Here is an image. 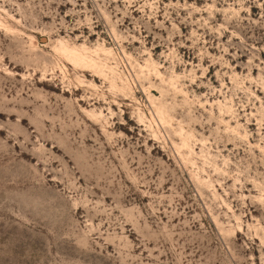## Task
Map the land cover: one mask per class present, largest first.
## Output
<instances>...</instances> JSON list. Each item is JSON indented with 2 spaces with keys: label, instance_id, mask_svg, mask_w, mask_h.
Wrapping results in <instances>:
<instances>
[{
  "label": "rangeland",
  "instance_id": "374dc122",
  "mask_svg": "<svg viewBox=\"0 0 264 264\" xmlns=\"http://www.w3.org/2000/svg\"><path fill=\"white\" fill-rule=\"evenodd\" d=\"M0 264H264V0H0Z\"/></svg>",
  "mask_w": 264,
  "mask_h": 264
},
{
  "label": "bare ground",
  "instance_id": "6f19581e",
  "mask_svg": "<svg viewBox=\"0 0 264 264\" xmlns=\"http://www.w3.org/2000/svg\"><path fill=\"white\" fill-rule=\"evenodd\" d=\"M62 50L65 51V57L67 56L69 60H71L74 64L80 63L89 68L96 67V61L93 60L91 57L81 54L77 50H69V48L66 47H62Z\"/></svg>",
  "mask_w": 264,
  "mask_h": 264
}]
</instances>
